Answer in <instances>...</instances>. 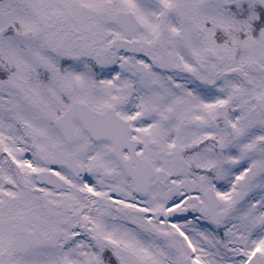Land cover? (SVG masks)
I'll return each mask as SVG.
<instances>
[{
	"label": "snow or ice",
	"instance_id": "6c2138e0",
	"mask_svg": "<svg viewBox=\"0 0 264 264\" xmlns=\"http://www.w3.org/2000/svg\"><path fill=\"white\" fill-rule=\"evenodd\" d=\"M0 264H264V0H0Z\"/></svg>",
	"mask_w": 264,
	"mask_h": 264
}]
</instances>
